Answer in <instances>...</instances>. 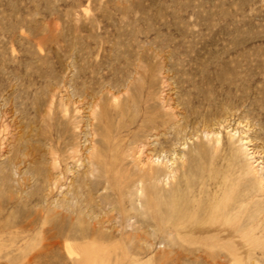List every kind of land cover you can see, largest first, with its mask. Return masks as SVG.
<instances>
[{"label":"rangeland","instance_id":"1","mask_svg":"<svg viewBox=\"0 0 264 264\" xmlns=\"http://www.w3.org/2000/svg\"><path fill=\"white\" fill-rule=\"evenodd\" d=\"M263 175L264 0H0V264H264Z\"/></svg>","mask_w":264,"mask_h":264},{"label":"bare ground","instance_id":"2","mask_svg":"<svg viewBox=\"0 0 264 264\" xmlns=\"http://www.w3.org/2000/svg\"><path fill=\"white\" fill-rule=\"evenodd\" d=\"M144 77V76H143ZM134 79H136V78H134ZM137 80V79H136ZM145 79H143V81H144ZM141 81V80H140ZM138 82V81H137ZM134 83V82H133ZM145 83V82H144ZM138 84V83H137ZM139 84H140V82H139ZM136 88V87H135ZM137 88H139V87H137ZM130 89H133V88H130ZM139 91H141L142 90V88H139L138 89ZM68 94V93H67ZM55 96V95H54ZM153 96V95H152ZM64 98V97H63ZM71 99V98H70ZM116 99V98H115ZM148 99H150V98H148ZM66 101V100H65ZM117 101H119V100H117ZM68 103V102H67ZM69 109V108H68ZM76 110H77V108H76ZM101 112V111H100ZM167 112V111H166ZM173 112H176L175 110L173 111ZM154 113H157V112H154ZM165 113H163V115H164ZM167 114V113H166ZM176 114V113H175ZM159 115V114H158ZM165 116V115H164ZM168 116H170V115H168ZM173 115H171V118H177V117H172ZM154 117V116H153ZM99 118V117H98ZM155 118V117H154ZM99 120V119H98ZM179 120V119H178ZM145 121H147V120H145ZM157 121H160V120H157ZM168 121H170V120H168ZM173 121H175V120H173ZM163 123V122H162ZM168 123V122H167ZM171 123H172V121H171ZM171 123H168V125H170V127H171ZM176 123V122H175ZM99 124V123H98ZM103 124V123H102ZM154 124V123H153ZM174 125V124H173ZM172 125V126H173ZM151 126H154V127H156V126H158L157 125V122H156V124L155 125H151ZM159 126H161V125H159ZM159 126H158V129H159ZM165 126H167V125H165ZM80 127V126H79ZM169 126H168V128H170ZM174 127V126H173ZM161 128V127H160ZM172 128V127H171ZM146 129H148V128H146ZM145 129V134H146V136H147V133H146V131H153V130H146ZM149 132H148V134H149ZM154 132H155V130H154ZM156 133V132H155ZM91 134V133H90ZM144 135V134H143ZM157 135V134H156ZM155 135V136H156ZM148 136H150V135H148ZM208 136V135H207ZM206 136V137H207ZM211 136V135H210ZM234 136V135H233ZM142 137V136H141ZM145 137V136H144ZM144 137L142 138L143 140H144ZM152 137V136H151ZM154 137V136H153ZM216 137V136H215ZM219 137V136H218ZM221 137V136H220ZM138 138V137H137ZM146 138V137H145ZM207 138H209V137H207ZM151 139V138H150ZM221 139V138H220ZM220 139L218 140V144L220 143ZM134 140H136V139H134ZM147 140V139H146ZM140 141V140H139ZM139 141L138 142H136V143H139ZM148 141V140H147ZM215 141V140H214ZM222 141V140H221ZM143 142V141H142ZM245 142H247V141H245ZM135 143V142H134ZM148 143H149V141H148ZM148 143H146V144H148ZM151 143V142H150ZM216 143V142H215ZM145 143L143 142V145H144ZM217 144V145H218ZM244 144H246V143H244ZM150 145V144H149ZM248 145V144H247ZM142 146V145H141ZM151 146V145H150ZM249 147V146H248ZM248 147H245V148H247V150H250ZM136 148H138V146L136 147ZM140 148V147H139ZM149 148V147H148ZM155 148V147H154ZM252 148V147H251ZM165 149V148H164ZM253 149V148H252ZM146 150H147V148H146ZM246 150V151H247ZM135 151H137V153L135 152ZM134 152L138 155V151H140L139 149L137 150H135ZM142 151V150H141ZM150 151H152V150H150ZM250 151H252V150H250ZM249 151V152H250ZM133 152V156H134V153ZM217 152H218V150H217ZM143 153V152H142ZM145 153V152H144ZM252 153V152H251ZM246 154H247V152H246ZM131 155H132V153H131ZM153 155V154H152ZM247 156H248V154H247ZM250 156V158H251V156L252 155H249ZM140 157H141V154H140ZM133 158H135V157H133ZM153 157H149V156H147L146 158H143V157H141V159L139 160V164L140 163H143V164H148V162L151 164L150 166H153V164H152V162L153 161H155L154 159H152ZM252 158L254 159V157L252 156ZM96 159V158H95ZM136 160V159H135ZM138 160H136V161H138ZM157 160H160V159H158L157 158ZM162 161V160H161ZM90 162H92V161H90ZM157 162V161H156ZM155 162V163H156ZM136 163V162H135ZM158 163H159V161H158ZM162 163V162H161ZM253 162H251V164H252ZM160 164V163H159ZM253 166H251V168H250V172L252 173V172H255L256 173V175H259V172L260 171H258V168L256 167V165L255 164H252ZM258 165V164H257ZM142 166V165H141ZM159 166V165H158ZM161 166H163V165H161ZM151 168V167H150ZM163 168V167H162ZM165 168V167H164ZM144 169V168H143ZM168 169V168H167ZM173 169V168H172ZM177 169H178V167H177ZM139 170V169H138ZM145 170V169H144ZM144 170H142V172H144L143 174H145L144 176L146 177V179L147 178H151L152 176L150 175L151 173L147 170V172L146 171H144ZM165 170V169H164ZM170 170V169H169ZM169 170L167 171V173L169 172ZM260 170V169H259ZM263 170V169H262ZM161 171V170H160ZM159 171V172H160ZM163 171V170H162ZM172 171V170H171ZM174 171V170H173ZM175 171H176V169H175ZM178 171V170H177ZM169 173H171V172H169ZM172 174V173H171ZM168 175V174H167ZM158 176H161V175H158ZM264 176V175H263ZM263 176H257L255 179L256 180H258L259 181V183L261 184V188L264 190V177ZM139 177H141V176H139ZM154 178H156V177H154ZM143 180V179H142ZM150 179H148V181H149ZM156 180V179H155ZM152 181H154V180H152ZM151 183V182H150ZM155 184V183H154ZM153 184V185H154ZM189 235V234H188ZM187 235V236H188ZM230 237L231 236H226L225 237V241H226V243L225 244H227V242H229V241H231V240H233V239H230ZM191 240H195L196 242H201V240L199 239V237H196V236H193V238H191V237H189ZM236 240V239H235ZM228 246H230V248H232V250H236L237 249V247H238V245H237V243L235 242V241H231V242H229L228 244H227Z\"/></svg>","mask_w":264,"mask_h":264}]
</instances>
